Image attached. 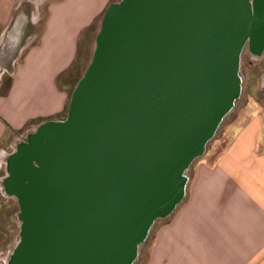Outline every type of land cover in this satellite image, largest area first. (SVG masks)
<instances>
[{
    "label": "water",
    "instance_id": "95a60500",
    "mask_svg": "<svg viewBox=\"0 0 264 264\" xmlns=\"http://www.w3.org/2000/svg\"><path fill=\"white\" fill-rule=\"evenodd\" d=\"M246 46L264 52V0L111 3L66 116L6 157L20 220L7 264H134L239 99Z\"/></svg>",
    "mask_w": 264,
    "mask_h": 264
},
{
    "label": "crops",
    "instance_id": "0c3cea01",
    "mask_svg": "<svg viewBox=\"0 0 264 264\" xmlns=\"http://www.w3.org/2000/svg\"><path fill=\"white\" fill-rule=\"evenodd\" d=\"M112 1L48 0L44 21L30 32L35 41L20 50L4 90L0 73L1 151L11 135L63 113L68 96L58 78ZM23 2L0 0L1 60L25 33L27 21L14 18ZM229 130L231 142L214 162L196 166L184 201L156 229L146 264H264V117L251 114Z\"/></svg>",
    "mask_w": 264,
    "mask_h": 264
},
{
    "label": "rangeland",
    "instance_id": "374dc122",
    "mask_svg": "<svg viewBox=\"0 0 264 264\" xmlns=\"http://www.w3.org/2000/svg\"><path fill=\"white\" fill-rule=\"evenodd\" d=\"M24 1L25 2L15 10L14 18L17 17L18 19L27 21L26 26H24L25 33L21 39L17 40V44L19 45H17L18 48L14 52L15 55H10L11 57L7 56L2 60L0 58V73L4 71L1 90H4L9 82L11 70L14 62L18 60L20 56V50L34 38V35L30 32L36 33L46 16L48 0H32V4L27 2V0ZM116 1L118 0H113L111 3ZM103 14L98 17L97 22H95L91 29L82 35L79 53L75 62L71 68L58 79L59 86L65 87L67 90V103L69 102L74 86L91 59L95 48V37ZM31 19L37 20L36 24H34V28H31ZM3 51L4 47L1 46L0 56ZM240 77L242 80V91L239 99L221 123L213 139L208 142L205 153L197 158L186 171L187 179L193 177L195 168L201 161L207 160L212 163L216 160L217 156L231 142L233 132L229 129L232 125L243 124L251 114L259 113L264 117V52L261 54H254L247 46L244 47L241 54ZM66 113L67 109H64L60 117L56 119L64 118ZM37 126H27L18 131V133L11 135L5 143V147L2 149L3 151L0 149V264H7L10 253L19 240L20 232V220L18 218L19 207L17 201L14 197L7 195L3 191L1 185L2 180L7 175L6 157L15 150L17 143ZM171 215L155 222L146 240L141 244L138 258L134 264H146L156 229L161 224L168 222Z\"/></svg>",
    "mask_w": 264,
    "mask_h": 264
},
{
    "label": "trees",
    "instance_id": "16d2710c",
    "mask_svg": "<svg viewBox=\"0 0 264 264\" xmlns=\"http://www.w3.org/2000/svg\"><path fill=\"white\" fill-rule=\"evenodd\" d=\"M72 65H73V64H72ZM72 65H71V66H72ZM70 68H71V67H69V69H70ZM67 70H68V69H67ZM67 70H66L63 74H65V73L67 72ZM63 74H61L60 76H62ZM60 76H59V77H60ZM58 79H59V78H58ZM67 108H68V103H67L65 109H67Z\"/></svg>",
    "mask_w": 264,
    "mask_h": 264
}]
</instances>
